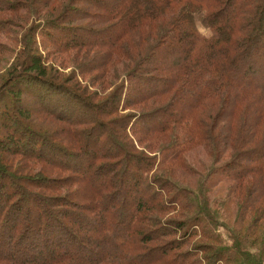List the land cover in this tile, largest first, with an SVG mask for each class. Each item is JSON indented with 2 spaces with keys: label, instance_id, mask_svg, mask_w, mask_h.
Returning <instances> with one entry per match:
<instances>
[{
  "label": "trees",
  "instance_id": "obj_1",
  "mask_svg": "<svg viewBox=\"0 0 264 264\" xmlns=\"http://www.w3.org/2000/svg\"><path fill=\"white\" fill-rule=\"evenodd\" d=\"M1 4L27 28L0 48V164L52 175L0 174V264H264V0ZM61 55L78 57L67 75ZM190 231L218 253L179 252Z\"/></svg>",
  "mask_w": 264,
  "mask_h": 264
},
{
  "label": "rangeland",
  "instance_id": "obj_2",
  "mask_svg": "<svg viewBox=\"0 0 264 264\" xmlns=\"http://www.w3.org/2000/svg\"><path fill=\"white\" fill-rule=\"evenodd\" d=\"M15 1L16 0H12V2H15ZM3 3H4V0H2L1 5H3ZM80 8H82V9L85 8L84 2L81 3ZM7 19H12L13 21H15V27H10V33H5V32L0 33V45H1L0 48H6L7 50L11 49V50H13V52H17L18 47L15 45V43H13L11 41L15 38H17V39L23 38V34H24L23 29L26 30L27 27H24V28L22 27V25L25 23L23 22L22 18H17L16 14L14 15V13L9 12V11H5V12L1 11L0 12V22L3 24H6L8 22ZM81 23L86 24V22H84V21H82ZM36 41H37L38 49H39L38 54H41V52L47 53V52H53L54 51L50 47H44L46 45L45 42L47 41L44 39V37H40V36L38 37L37 36ZM60 57H58V59L61 62L63 61V67H64V70H60V73L67 75L68 73H70V71H72V66H73L74 62H76L78 57H68V55H66V56L61 55ZM14 60H15V57L12 55V53H8L6 51L0 50V85H1L0 88H3L4 86H6L11 81L10 78H11V75L13 74V71H14L13 65H12ZM50 60H51V58H50ZM17 71L20 72V71H22V69H18ZM14 74H15V72H14ZM16 74H17V72H16ZM11 83H12V81L10 82V84ZM107 90H110V87ZM101 98L102 97H100V99ZM31 100H32L31 97H29V98L27 97L26 104L23 106V108H26V107L30 108L31 103H29V102ZM97 100H99V99H97ZM131 110H136V109H129L128 112H130ZM32 116H33L32 118H34L36 116V118H34V120L36 121L34 123L35 128L42 130L44 132H49L46 134H48L50 137H52L51 139L53 141L63 144L64 147H65L64 144L69 143L66 141V139H62V137H61L62 135H61L60 131L63 128V126H65V124L63 122L56 120V119H53L50 116H45L43 114H36V115L32 114ZM0 128H2V127H0ZM8 130H9V128H7L5 131L7 132ZM32 130L38 131L36 129H32ZM202 154H203V151L201 149H197L195 152L188 154V156L190 157L189 160L195 163L198 160L197 157H201ZM11 160H12L13 166L10 169H9V167H5L3 164H0V174L2 172L6 173L5 169L10 170L11 174H13V173L20 174L21 173L20 169H23V175H26V172L28 171V169H31L33 172V171L41 170L40 169V166H41L44 173H46L47 175H52V174L45 171V168L43 167V166H45L44 164L33 165V163L31 161H29V159H27V157L25 155L14 156L11 158ZM46 167H49V165H46ZM49 168H52V167H49ZM173 168H174V166H173ZM54 170H56V169L54 168ZM198 171H201L200 168L198 169ZM179 173L180 172H177L176 174H179ZM27 176H32V174L27 175ZM35 177H36V179H38V177L33 174V178H35ZM182 179H183V180H181L182 184H190L192 181L196 180V178H193L190 176H185L183 174H182ZM3 180L5 183L8 182V179L5 180V178H3ZM26 186H29V185H26ZM31 188H33V187H31ZM34 189H35V191L41 192V189H36V188H34ZM193 213L194 212H188L186 214V216H189ZM163 215H165V214H163ZM165 216L170 217V218L179 217L178 214H173V213H171L169 216L168 215H165ZM231 220H232V216L229 215V217L227 218V222L232 224ZM220 230L221 231H217V233H219V237L220 238L224 237V239H225L226 238L225 233L222 231V229H220ZM188 234H189V232H188ZM187 242L188 243L186 244V246L184 245L180 249L179 252H182L191 246V248L196 249V251L199 254H201V256L206 257V258L208 256L213 257L214 253H218V251H217L218 246L215 243H212L210 240L200 237L198 234L197 235L193 234L192 231H190V236H189V239ZM212 251H213V253H212Z\"/></svg>",
  "mask_w": 264,
  "mask_h": 264
}]
</instances>
